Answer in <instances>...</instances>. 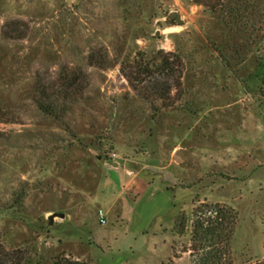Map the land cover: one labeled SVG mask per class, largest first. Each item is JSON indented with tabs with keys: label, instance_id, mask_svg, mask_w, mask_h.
Returning a JSON list of instances; mask_svg holds the SVG:
<instances>
[{
	"label": "rangeland",
	"instance_id": "374dc122",
	"mask_svg": "<svg viewBox=\"0 0 264 264\" xmlns=\"http://www.w3.org/2000/svg\"><path fill=\"white\" fill-rule=\"evenodd\" d=\"M261 18L227 27L191 0H0V246L23 264H189V221L179 235L174 220L206 201L237 212L232 264L263 260ZM159 49L181 61L165 102L120 71ZM64 73L83 90L59 120L39 90L63 104Z\"/></svg>",
	"mask_w": 264,
	"mask_h": 264
},
{
	"label": "trees",
	"instance_id": "16d2710c",
	"mask_svg": "<svg viewBox=\"0 0 264 264\" xmlns=\"http://www.w3.org/2000/svg\"><path fill=\"white\" fill-rule=\"evenodd\" d=\"M194 4L205 6L215 14L227 27H254L261 22L264 15V0H191ZM96 57H89V63L98 64ZM181 61L170 51L159 49L152 56L151 61L133 62L120 68L123 76L136 87V83L143 84L146 98L161 99L163 102L170 100L172 89L178 90L181 78ZM261 77V94H264V61ZM79 75V74H78ZM75 73H64L61 79L62 92L60 98L63 104L58 107L51 100L50 95H44V90H39V108L47 115L62 120L65 113V102L78 98L83 90V85L78 82L80 77ZM262 94V95H263ZM61 104V105H60ZM167 105L170 103H166ZM187 221L190 224L189 264H232L231 241L233 238L237 212L230 206L219 202H199L195 205L186 218L180 213L174 220V231L181 235ZM187 249V250H188ZM25 254L22 250H8L0 246V264H23ZM53 264H85L68 258H55ZM253 264H264V259Z\"/></svg>",
	"mask_w": 264,
	"mask_h": 264
},
{
	"label": "water",
	"instance_id": "95a60500",
	"mask_svg": "<svg viewBox=\"0 0 264 264\" xmlns=\"http://www.w3.org/2000/svg\"><path fill=\"white\" fill-rule=\"evenodd\" d=\"M170 16H171V17H176L177 20H178V15H177V13L173 12V13L170 14ZM55 215L63 216L62 213H59V212H53V213H51V214L48 215V222H49V223H52L53 217H54Z\"/></svg>",
	"mask_w": 264,
	"mask_h": 264
},
{
	"label": "built area",
	"instance_id": "2783aa9c",
	"mask_svg": "<svg viewBox=\"0 0 264 264\" xmlns=\"http://www.w3.org/2000/svg\"><path fill=\"white\" fill-rule=\"evenodd\" d=\"M98 217H99V221L101 223H104L105 219H104V214L102 213L101 210H98Z\"/></svg>",
	"mask_w": 264,
	"mask_h": 264
}]
</instances>
